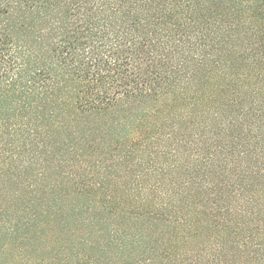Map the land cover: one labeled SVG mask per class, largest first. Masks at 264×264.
I'll list each match as a JSON object with an SVG mask.
<instances>
[{"label":"trees","instance_id":"1","mask_svg":"<svg viewBox=\"0 0 264 264\" xmlns=\"http://www.w3.org/2000/svg\"><path fill=\"white\" fill-rule=\"evenodd\" d=\"M105 257L264 264V0H0V264Z\"/></svg>","mask_w":264,"mask_h":264},{"label":"rangeland","instance_id":"2","mask_svg":"<svg viewBox=\"0 0 264 264\" xmlns=\"http://www.w3.org/2000/svg\"><path fill=\"white\" fill-rule=\"evenodd\" d=\"M158 105H159L158 101L143 100L141 102H136L134 104L123 105L121 110H119L118 112H115L114 114L108 115V117H103V118L99 117L97 120H93V121H91L92 118H89L87 121H89V124H91V125H97L100 122H103V123L109 122L110 124L107 123V125L104 128L100 129L99 132H95L93 134H89V135H85V136H88L92 140L98 139L100 143H106L108 141H109L108 143H110L112 140H114L116 138V135H118L117 131L119 132V128H116V124L114 122V119L115 120L117 119V121H121V118H119L120 116L127 115L130 113L129 111H127L126 113L124 112L125 107H131L132 118H138L139 116H143L144 113H146L148 111H153ZM128 119L130 120V117H128ZM102 131H107V133L102 132ZM68 134L69 133L65 132V131H62V133H54L53 138L55 139V141L59 140V143L61 145L62 142H65L68 138L70 139ZM81 134H83V133L80 132V135ZM92 159H93V157H92ZM110 164H112V163H110ZM110 164H107L106 165V168H107L106 171L102 170V172L107 176V180H110L111 183L114 184L115 182H119L122 180H132L133 176H130V172L128 170L126 171V164L125 163L124 164L115 163L114 165H110ZM136 166L138 167V164ZM51 173L54 174L53 172H51ZM58 178H60V180L63 179L61 173H60V176H58ZM117 194H122V190H118ZM51 248L58 249V245L56 243H53L50 245V249ZM32 255H34V257L36 258V261H38V259H39L38 257H40V254L33 253ZM104 261H107L109 264H114V262H110L111 260L106 258V257L104 258ZM73 262L74 261H72L71 264Z\"/></svg>","mask_w":264,"mask_h":264}]
</instances>
